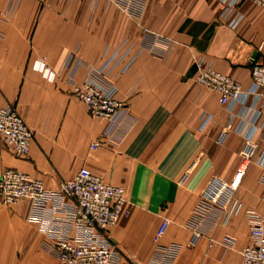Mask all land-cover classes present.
Listing matches in <instances>:
<instances>
[{
  "label": "crops",
  "instance_id": "crops-1",
  "mask_svg": "<svg viewBox=\"0 0 264 264\" xmlns=\"http://www.w3.org/2000/svg\"><path fill=\"white\" fill-rule=\"evenodd\" d=\"M221 9L219 0H146L135 17L111 0H0V106L16 105L34 132L25 159L0 141V176L19 170L55 190L61 180L88 168L121 186L128 213L109 232L112 264H242L241 252L252 243L249 212L264 218V167L256 161L264 132L249 143L239 131L255 98L234 105L228 128L230 112L219 94L194 79L203 63L243 90L250 88L251 62L264 60V8L242 2L243 19L234 29L220 20ZM125 39L136 59L125 73L122 65L115 68L113 76L129 115L103 138L106 120L88 114L65 74L50 83L31 65L44 58L59 70L77 50L83 66L75 81L81 83L86 65L98 63L105 50ZM206 115L211 119L203 125ZM251 155L236 191L239 212L225 225L214 212L193 228L190 219L212 178L230 184ZM229 198L226 190L218 206ZM48 205L58 220L52 225L48 218L28 221L27 201L5 204L0 197V264H61L56 242L77 235L66 216L73 202L56 199ZM164 220L166 229L157 238Z\"/></svg>",
  "mask_w": 264,
  "mask_h": 264
},
{
  "label": "built area",
  "instance_id": "built-area-1",
  "mask_svg": "<svg viewBox=\"0 0 264 264\" xmlns=\"http://www.w3.org/2000/svg\"><path fill=\"white\" fill-rule=\"evenodd\" d=\"M111 1L123 13L135 17L142 14L146 3V0ZM244 1L264 8V0H219L222 6L219 18L229 28H236L242 21L243 14L238 8ZM132 45L125 39L111 52L105 50L98 63L86 65L87 72L81 83L75 81L77 71L83 66L77 50L67 55L59 70L54 69L44 58L34 60L31 68L50 83L55 82L63 72L72 84L73 95L84 103L88 114L93 118L106 120L103 138H110L129 115L128 104L117 97L118 88L113 71L122 65L121 73H125L134 63L136 57L130 55ZM251 74L252 82L248 90H243L231 77L203 63L197 64L194 75L197 83L215 90L219 94V102L229 109L228 128L234 118V105L237 102L245 105L250 96L255 98V104L245 109L239 130L249 143L255 142L258 132H264V60H252ZM210 119L211 116H204L203 125ZM33 139L34 132L26 124L16 105L0 106V141L4 146L17 158L25 159L29 155ZM99 145L100 142H95L93 148ZM253 160V155L243 160L230 184L218 177L212 178L190 219L193 228H198L214 212H217L218 221L222 225L227 224L239 212L242 204L236 191ZM256 161L264 167V148ZM260 179L264 183V172ZM226 190L229 191L230 198L226 206L220 207L218 200ZM0 197L5 204L27 201L26 219L44 223L48 218V224L51 225L57 218L54 215L55 207H48V203L56 199L72 200L73 208L66 216L68 222L75 226L77 235L76 238L58 239V260L61 264H112L115 246L110 240L109 232L128 213L121 186L106 182L88 168H81L72 179L61 180L55 190H47L41 179L9 168L0 176ZM249 217L252 223V243L241 252L242 264H264V218L254 211L249 212ZM166 226L167 221L164 220L158 229L157 238L164 233ZM200 237L201 233L198 231L192 244H196Z\"/></svg>",
  "mask_w": 264,
  "mask_h": 264
}]
</instances>
